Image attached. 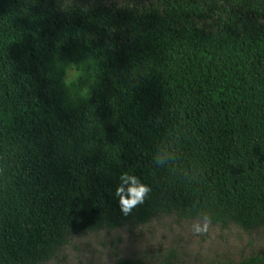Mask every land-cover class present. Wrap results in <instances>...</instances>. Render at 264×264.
<instances>
[{"label": "trees", "instance_id": "trees-1", "mask_svg": "<svg viewBox=\"0 0 264 264\" xmlns=\"http://www.w3.org/2000/svg\"><path fill=\"white\" fill-rule=\"evenodd\" d=\"M172 209L264 223V0H0V264Z\"/></svg>", "mask_w": 264, "mask_h": 264}, {"label": "rangeland", "instance_id": "rangeland-1", "mask_svg": "<svg viewBox=\"0 0 264 264\" xmlns=\"http://www.w3.org/2000/svg\"><path fill=\"white\" fill-rule=\"evenodd\" d=\"M73 75L70 70L68 77ZM202 218L206 229L190 232L187 225ZM259 252L264 254V223L244 227L232 213L214 221L207 210L172 209L154 211L143 222L128 216L113 229L83 230L69 222L50 258L23 264H163L168 258L176 264H227Z\"/></svg>", "mask_w": 264, "mask_h": 264}, {"label": "clouds", "instance_id": "clouds-1", "mask_svg": "<svg viewBox=\"0 0 264 264\" xmlns=\"http://www.w3.org/2000/svg\"><path fill=\"white\" fill-rule=\"evenodd\" d=\"M150 190V186L144 183L137 175L130 171H124L120 173L112 195L116 200L120 213L126 216L138 205L144 203ZM187 227L193 234H200L206 229L207 220L206 218L195 220Z\"/></svg>", "mask_w": 264, "mask_h": 264}]
</instances>
